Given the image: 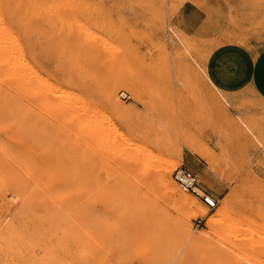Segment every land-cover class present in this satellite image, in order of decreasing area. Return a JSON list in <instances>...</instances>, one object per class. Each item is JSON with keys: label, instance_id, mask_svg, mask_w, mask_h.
<instances>
[{"label": "rangeland", "instance_id": "obj_1", "mask_svg": "<svg viewBox=\"0 0 264 264\" xmlns=\"http://www.w3.org/2000/svg\"><path fill=\"white\" fill-rule=\"evenodd\" d=\"M0 26V264H264V114L240 113L264 98L204 68L223 44L264 50V0H0ZM190 153L213 209L171 178Z\"/></svg>", "mask_w": 264, "mask_h": 264}, {"label": "crops", "instance_id": "obj_2", "mask_svg": "<svg viewBox=\"0 0 264 264\" xmlns=\"http://www.w3.org/2000/svg\"><path fill=\"white\" fill-rule=\"evenodd\" d=\"M193 10V6L188 1L179 8L181 16H185L188 12L192 13ZM204 68L209 82L218 91L230 94L234 91L254 90L258 96L264 98V50L254 54L239 44H223L212 51L204 63ZM241 105L240 113L245 120H251L256 114H264V110L260 112L264 109V102H241ZM238 112L235 110L234 114L238 116ZM202 159L203 157L198 153L185 155L186 167L197 176L198 173L202 175L203 168H199L200 172H196L197 160L202 162ZM208 191L215 197L212 191Z\"/></svg>", "mask_w": 264, "mask_h": 264}, {"label": "bare ground", "instance_id": "obj_3", "mask_svg": "<svg viewBox=\"0 0 264 264\" xmlns=\"http://www.w3.org/2000/svg\"><path fill=\"white\" fill-rule=\"evenodd\" d=\"M38 2H40V1H38ZM171 3V6L173 5L174 6V4H175V6H176V3H177V1H175L176 3H174V2H172V1H170ZM42 3V2H41ZM169 3V2H168ZM178 3H180V2H178ZM177 3V4H178ZM181 4V3H180ZM178 6H180L179 4H178ZM18 10V9H17ZM42 13V12H41ZM27 14V13H26ZM26 14H25V16H26ZM43 14V13H42ZM40 15V14H39ZM29 17V16H28ZM48 25V24H47ZM2 26V25H1ZM0 26V27H1ZM0 29H2V27L0 28ZM1 31V30H0ZM7 31V30H6ZM2 32V31H1ZM1 35V34H0ZM5 36H2V37H6V35L7 34H4ZM37 36V35H36ZM32 37V36H31ZM34 37V36H33ZM1 39V38H0ZM3 39V38H2ZM6 40H7V37L5 38ZM11 38H9L8 40H10ZM5 40V41H6ZM12 40V39H11ZM15 40V39H14ZM1 41V40H0ZM4 41V40H3ZM4 41V42H5ZM2 42V41H1ZM1 44H6L7 45V43H1ZM1 44H0V46H1ZM16 44V43H15ZM10 45H11V43H10ZM7 46H9V41H8V45ZM14 46V45H13ZM15 47V46H14ZM17 47V46H16ZM2 48H4V47H2ZM7 49H10V47L8 48V47H6ZM5 48V50L7 51V49ZM11 49H13V47H11ZM18 49V48H17ZM16 49V50H17ZM15 49H14V51H16ZM5 51V52H6ZM9 51V50H8ZM12 51V50H11ZM13 51V52H14ZM18 52H19V50H17ZM11 53L12 55H14V54H16L17 52H14V53ZM4 53V52H3ZM6 54V53H5ZM9 55H10V52H9ZM15 56V55H14ZM19 56V55H18ZM7 57V56H6ZM5 57V59H7ZM14 58V57H13ZM16 58V57H15ZM19 57H17V59H18ZM8 59H9V56H8ZM12 59V58H11ZM22 59V58H21ZM10 60V59H9ZM8 60V61H9ZM14 60V59H13ZM20 60V59H19ZM18 61V60H17ZM16 61V62H17ZM9 62H11V61H9ZM14 62V64H15V61H12L11 62V64ZM19 63H21V61L19 62L18 61V63L17 64H19ZM17 64H15V67H17L18 69H19V65H17ZM21 65H23V66H25V64H21ZM12 66H14V65H12ZM24 68V67H23ZM16 69V68H15ZM20 70H22L21 68H20ZM16 71H17V69H16ZM15 71V72H16ZM25 71V70H24ZM14 72V73H15ZM18 72V71H17ZM31 72V71H30ZM13 73V74H14ZM18 74H20V73H18ZM21 74H23V73H21ZM32 74V73H31ZM35 74V73H34ZM17 75V74H16ZM26 77H27V75H25ZM76 76V75H75ZM74 76V77H75ZM16 77V76H15ZM21 77H23V75H21ZM71 77V76H70ZM22 79H25V78H22ZM68 79V78H67ZM27 80V79H26ZM29 80V79H28ZM33 81V80H32ZM43 82V81H42ZM44 83V82H43ZM32 86V85H31ZM46 86V85H45ZM39 87V86H38ZM32 88V87H31ZM51 89V88H50ZM50 89H48V90H50ZM35 90V89H34ZM38 90V89H37ZM40 90V89H39ZM57 91H59V90H57ZM51 92H52V89H51ZM60 94H62L61 93V91L59 92ZM47 94H49L48 92H47ZM51 94V93H50ZM53 94H55L54 92H53ZM64 94V93H63ZM62 94V95H63ZM112 93H109V97H112ZM48 97L50 96V95H47ZM65 96H66V94H65ZM68 96V95H67ZM72 96H73V94H72ZM63 97V99H65L64 98V96H62ZM118 99V98H117ZM51 100V99H50ZM54 100V99H53ZM71 101H73L72 99H70ZM14 101V100H13ZM55 102V101H54ZM9 103V102H8ZM19 103V102H18ZM12 104V103H11ZM19 105V104H18ZM8 107H9V105H7ZM16 108V107H15ZM18 118V117H17ZM22 120V119H21ZM22 123V122H21ZM31 135V134H30ZM10 136V135H9ZM19 137V136H18ZM38 139V138H37ZM40 143V142H39ZM42 146V145H41ZM40 146V147H41ZM48 150V149H47ZM56 150V149H55ZM178 151H179V149H178ZM57 152V151H56ZM49 153V152H48ZM53 153H54V150H53ZM55 154V153H54ZM57 154V153H56ZM50 156V155H49ZM182 157V156H181ZM57 159V158H56ZM48 160V159H47ZM43 162V161H42ZM170 162H171V160L170 159H166L165 160V162H164V165H162L161 167H159V168H157V171L158 172H160V179L161 180H163L162 178H161V176L163 175V171L165 170V171H167L168 170V165L170 164ZM44 164H45V162H44ZM46 165V164H45ZM15 173V172H14ZM10 176V175H9ZM9 176H8V178H9ZM27 177V176H26ZM25 177V178H26ZM172 178V177H171ZM27 179V178H26ZM158 179V178H157ZM159 179V180H160ZM160 180V181H161ZM161 183H162V181H161ZM26 184V183H25ZM52 191V190H51ZM171 195H175L176 197H175V202L181 207V208H183V209H185V210H188L189 208H190V205H191V203H192V201H190L189 199H188V195L187 194H185V193H182L181 192V190H179L178 189V187H177V185L171 180V179H169V186H168V190H167ZM16 194V193H15ZM17 196V195H16ZM62 196H63V193H62ZM14 197H15V195H14ZM13 199V198H12ZM16 199H17V197H16ZM63 199V198H62ZM122 199V198H121ZM18 200V199H17ZM19 201V200H18ZM67 201H65V203H66ZM20 203L18 202V205H19ZM55 204V203H54ZM21 206V205H20ZM19 207V206H18ZM67 207V206H66ZM21 209H22V206H21ZM22 211H23V209H22ZM223 214H227V208H223V209H218L217 210V212L215 213V216H221V215H223ZM125 215V214H124ZM186 219H187V217H185V216H182L181 218H180V224H181V226L184 228V229H186V230H189V227H188V225L186 224ZM58 220V219H57ZM215 220V218H211L210 219V222H213ZM59 223V222H58ZM145 224V223H144ZM56 225H57V222H56ZM70 226V225H69ZM133 226V225H132ZM144 226V225H143ZM67 227H68V225H67ZM144 227H146V226H144ZM69 228V227H68ZM142 229V228H141ZM146 229H147V227H146ZM143 230V229H142ZM202 234V233H201ZM236 247L233 245V244H231V243H227L226 244V247L225 248H220V250H218L217 251V253L215 254V258H216V260L218 261V262H220V263H233V261H237L236 260V257H235V253H236ZM100 264H110V258L108 257V256H104V257H102L101 258V260H100Z\"/></svg>", "mask_w": 264, "mask_h": 264}, {"label": "built area", "instance_id": "obj_4", "mask_svg": "<svg viewBox=\"0 0 264 264\" xmlns=\"http://www.w3.org/2000/svg\"><path fill=\"white\" fill-rule=\"evenodd\" d=\"M120 95L122 98L129 97L125 92H121ZM171 176L181 190L197 197L207 208L213 209L217 206V199L204 188L199 177L192 170L183 165H179L174 168ZM204 224V217L199 216L193 219V225L196 229L202 227Z\"/></svg>", "mask_w": 264, "mask_h": 264}]
</instances>
